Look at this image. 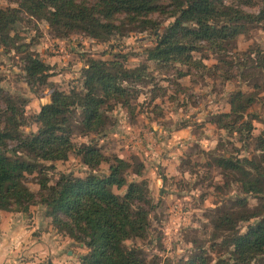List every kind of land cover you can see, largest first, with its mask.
I'll return each instance as SVG.
<instances>
[{"label": "rangeland", "instance_id": "obj_1", "mask_svg": "<svg viewBox=\"0 0 264 264\" xmlns=\"http://www.w3.org/2000/svg\"><path fill=\"white\" fill-rule=\"evenodd\" d=\"M224 3L250 15L244 32L220 50L200 41L181 59L163 61L150 59L149 51L175 22L172 0H160L147 23L118 15L111 35L99 39L51 25L46 12L27 10L18 0H0V10L12 17L10 39H0V91L8 98L0 99V112L10 99L21 135L38 132L36 116L55 91L86 92L84 72L91 61L106 62L114 73L129 71L119 80L125 94L101 104L99 131H86L82 105L72 107L71 141L96 148L104 158L100 163L88 164L74 150L57 161L20 154L40 164L26 173V185L36 192L44 176L51 185L62 174L106 176L123 160V184L113 191L124 196L132 183L146 188L141 204L149 211L148 234L125 242L139 249L146 264H180L199 255L215 264L232 249L221 245L227 233L217 226L220 218L233 213L242 234L264 218V0ZM29 58L45 64L43 80L29 75ZM9 144L17 146L13 140ZM257 180L258 191L250 187ZM1 211L23 225L19 232L29 234V241L40 243L33 251L24 245L13 253L12 264H84L89 249L54 222L47 205ZM246 212L256 217L240 220Z\"/></svg>", "mask_w": 264, "mask_h": 264}, {"label": "trees", "instance_id": "obj_2", "mask_svg": "<svg viewBox=\"0 0 264 264\" xmlns=\"http://www.w3.org/2000/svg\"><path fill=\"white\" fill-rule=\"evenodd\" d=\"M176 4L177 16L166 34L150 49V59L168 61L181 59L182 55L200 41L221 49L229 40L236 38L246 29L250 15L237 7L226 5L224 0H172ZM27 10L47 13L51 25L62 30L83 31L94 38H105L117 27L118 15L128 20L149 22L148 16L159 8L160 0H18ZM15 11V10H12ZM10 12L0 10V39H10ZM224 19V23H215ZM194 22L192 29L186 24ZM114 66H116L114 64ZM116 68V67H115ZM43 62L29 58L27 71L35 80L46 77ZM126 69L117 73L110 70L103 61L93 60L84 72L86 92L70 93L55 91L51 103L45 105L36 116L41 126L36 134L23 136L18 130L16 107L7 102V108L0 112V210L29 211L32 205L43 203L51 211L54 222L67 231L69 236L89 249L84 264H146L137 248L126 246L128 239L144 238L148 234L149 211L142 207L144 185L132 183L124 196L114 193L113 186L123 184L122 170L127 165L118 159L111 166V173L100 176L94 172L86 178L62 174L54 184L45 176L40 180V190H31L26 185V173L39 169L37 161L28 160L22 151L35 155L36 159L57 161L67 159L70 151H77L86 163H100L104 158L89 145L76 147L71 141L70 115L72 107L82 105L83 126L86 131H99L104 124L100 106L106 99L122 97L126 89L119 83L128 78ZM104 97L99 95L98 89ZM0 99H8L1 96ZM234 109V103H232ZM229 116L228 114H226ZM16 139V140H14ZM15 141V149L10 142ZM20 151V152H18ZM240 164V161L237 162ZM238 164H231L247 173ZM53 168V167H50ZM41 170L43 168H40ZM239 170V171H240ZM260 183L251 185L258 191ZM146 201H144L145 203ZM248 213V214H247ZM255 214L240 216V220L254 218ZM237 218L229 214L220 218L217 226L227 234L221 242L223 247H232L229 257L219 259L215 264H264V218L250 226L246 233L237 230ZM180 264H210L199 255Z\"/></svg>", "mask_w": 264, "mask_h": 264}, {"label": "crops", "instance_id": "obj_3", "mask_svg": "<svg viewBox=\"0 0 264 264\" xmlns=\"http://www.w3.org/2000/svg\"><path fill=\"white\" fill-rule=\"evenodd\" d=\"M6 214L7 212H0V216L3 217L0 221V264H12L13 253L20 252L24 245L33 251L36 249V245L40 244L29 241V234L19 232L23 225L14 216L7 217ZM43 245L49 248V245L44 242ZM53 248H49L51 253L55 251ZM22 255L23 252L20 253L21 257H23Z\"/></svg>", "mask_w": 264, "mask_h": 264}]
</instances>
